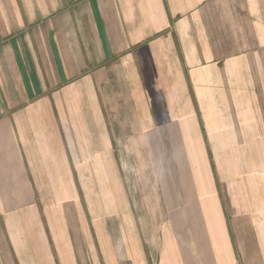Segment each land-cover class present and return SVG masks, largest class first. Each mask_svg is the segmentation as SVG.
Here are the masks:
<instances>
[{"label":"crops","instance_id":"obj_1","mask_svg":"<svg viewBox=\"0 0 264 264\" xmlns=\"http://www.w3.org/2000/svg\"><path fill=\"white\" fill-rule=\"evenodd\" d=\"M0 264H264V0H0Z\"/></svg>","mask_w":264,"mask_h":264}]
</instances>
